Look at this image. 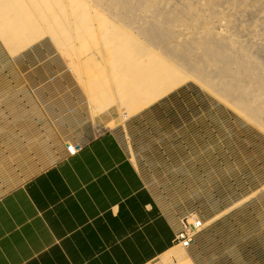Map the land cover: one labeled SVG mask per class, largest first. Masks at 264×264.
Instances as JSON below:
<instances>
[{
	"label": "rangeland",
	"instance_id": "1",
	"mask_svg": "<svg viewBox=\"0 0 264 264\" xmlns=\"http://www.w3.org/2000/svg\"><path fill=\"white\" fill-rule=\"evenodd\" d=\"M0 112L116 131L164 214L203 222L173 264H264V0H0Z\"/></svg>",
	"mask_w": 264,
	"mask_h": 264
},
{
	"label": "crops",
	"instance_id": "2",
	"mask_svg": "<svg viewBox=\"0 0 264 264\" xmlns=\"http://www.w3.org/2000/svg\"><path fill=\"white\" fill-rule=\"evenodd\" d=\"M0 116V264H173L181 224L164 214L116 131L75 141L70 155L59 135L74 139L80 120L58 134L32 112Z\"/></svg>",
	"mask_w": 264,
	"mask_h": 264
},
{
	"label": "built area",
	"instance_id": "3",
	"mask_svg": "<svg viewBox=\"0 0 264 264\" xmlns=\"http://www.w3.org/2000/svg\"><path fill=\"white\" fill-rule=\"evenodd\" d=\"M67 152L70 155H74L78 150L77 144H68ZM203 229V222L199 218H195L192 222H188L187 219L183 220L181 228L177 231L175 236V242L181 247L188 249L191 244H185V236H192V242L195 235Z\"/></svg>",
	"mask_w": 264,
	"mask_h": 264
},
{
	"label": "bare ground",
	"instance_id": "4",
	"mask_svg": "<svg viewBox=\"0 0 264 264\" xmlns=\"http://www.w3.org/2000/svg\"><path fill=\"white\" fill-rule=\"evenodd\" d=\"M85 113H86V114L82 116V120L85 122V124H86V123L89 124L90 121L93 120V119L97 116V115H96L97 113H96L95 111H93V115H89V114H91L90 112H85ZM81 115H82V114H79L78 116H81ZM78 116H77V117H78ZM77 117H76V118H77ZM179 246H180V245L175 246V248L179 250ZM180 247H181V246H180ZM181 248H183V247H181ZM183 249H185V248H183Z\"/></svg>",
	"mask_w": 264,
	"mask_h": 264
}]
</instances>
